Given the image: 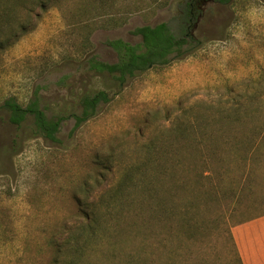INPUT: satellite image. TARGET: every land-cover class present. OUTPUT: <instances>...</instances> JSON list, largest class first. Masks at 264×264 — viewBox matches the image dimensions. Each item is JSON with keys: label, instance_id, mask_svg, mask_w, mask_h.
<instances>
[{"label": "rangeland", "instance_id": "374dc122", "mask_svg": "<svg viewBox=\"0 0 264 264\" xmlns=\"http://www.w3.org/2000/svg\"><path fill=\"white\" fill-rule=\"evenodd\" d=\"M44 1L47 9L29 20L35 28L0 50V264L68 259L56 249L82 223L80 203L95 205L105 217L98 226L107 240L135 246L138 181L145 172L151 204L154 168L163 163L153 151L164 150L167 115L168 122L214 119L241 104L264 120V0L207 2L191 22L190 56L123 83L89 71L88 61L114 64L117 56L107 42L138 45L140 37L131 32L139 27L165 23L181 36L186 0ZM100 91L108 102L76 128L82 98ZM35 98L47 118L64 119L55 142L37 134L31 115L13 124L2 108L6 99L25 108ZM258 173L264 185V164ZM260 213L264 206L254 215ZM251 215L226 218L220 226L225 232L187 243L180 253L191 255L188 264L228 262L232 228ZM147 245L157 247L152 238ZM89 256L87 263L95 258ZM159 256L154 250L152 264ZM124 261L121 256L113 263Z\"/></svg>", "mask_w": 264, "mask_h": 264}, {"label": "trees", "instance_id": "16d2710c", "mask_svg": "<svg viewBox=\"0 0 264 264\" xmlns=\"http://www.w3.org/2000/svg\"><path fill=\"white\" fill-rule=\"evenodd\" d=\"M34 5H38L37 8ZM45 9L44 0H0V50L15 44L33 30L35 25L28 27L29 20L33 16L38 18L39 12ZM196 12L192 0L181 7L179 18L186 26L181 36L162 23L133 30L132 35L141 39L138 45H130L122 40L107 42V46L116 53L117 61L106 64L90 59L89 71L97 75L108 74L123 83L151 68L165 67L190 56L194 48L189 31ZM107 102V95L103 91L83 97L81 115H74L75 127L93 117L100 103ZM248 104L251 105V101ZM2 108L9 112L13 124H19L27 115H31L37 134L56 141L55 135L64 119L47 118L37 98L25 108L13 99H6ZM228 110L216 118L213 116L214 119L201 116L193 122L185 119L186 116L168 122L169 116H166L164 150L158 147L153 151L155 161L163 163L156 164L158 166L154 168L156 183L151 185V204L146 197V174L139 172L140 209L136 212L139 223L132 237L137 241L135 246L107 240L104 230L98 226L105 217L98 213L95 205L88 209L80 203L79 217L82 223L56 249L58 257L64 253L68 259L61 262L56 259L52 264H103V259L114 264L121 256L125 261L119 264H152L154 250L160 251L157 264H188L190 254L180 253L185 244H196L210 239L215 232H225L220 226L226 224V218L252 214L250 218L241 220L240 224L263 216L264 213H254L264 206V185L259 183L258 173L259 166L264 164V120L249 113L248 108L241 104ZM150 163V160L146 161L147 165ZM163 176L164 181L160 178ZM120 190L118 186L114 191L115 196ZM151 238L157 244L153 251L147 245ZM229 239L233 258L222 264H242L231 234ZM89 254L95 256L91 263H87ZM196 259L201 262L198 256ZM202 263L206 262L202 260Z\"/></svg>", "mask_w": 264, "mask_h": 264}, {"label": "crops", "instance_id": "0c3cea01", "mask_svg": "<svg viewBox=\"0 0 264 264\" xmlns=\"http://www.w3.org/2000/svg\"><path fill=\"white\" fill-rule=\"evenodd\" d=\"M242 264H264V215L232 228Z\"/></svg>", "mask_w": 264, "mask_h": 264}, {"label": "flooded vegetation", "instance_id": "af4514ba", "mask_svg": "<svg viewBox=\"0 0 264 264\" xmlns=\"http://www.w3.org/2000/svg\"><path fill=\"white\" fill-rule=\"evenodd\" d=\"M190 0H186L183 4H182V6H184V5H186L188 2H189ZM193 1V3L195 4V6H196V13H199V11L201 10V6L202 5H204V4H206L207 2H213V1H215V0H192ZM195 13V14H196ZM180 14H181V12H180ZM191 15H193V13H191ZM190 33V32H189ZM191 36V35H190Z\"/></svg>", "mask_w": 264, "mask_h": 264}]
</instances>
